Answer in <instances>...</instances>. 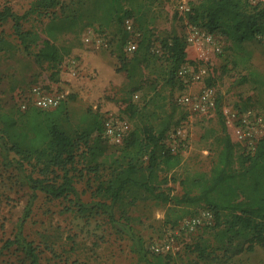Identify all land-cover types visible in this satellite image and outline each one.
I'll return each mask as SVG.
<instances>
[{
	"label": "rangeland",
	"instance_id": "374dc122",
	"mask_svg": "<svg viewBox=\"0 0 264 264\" xmlns=\"http://www.w3.org/2000/svg\"><path fill=\"white\" fill-rule=\"evenodd\" d=\"M34 1L0 0V10L9 6L14 13L24 16L21 20L24 31L30 30L45 38L41 30L52 13L59 12V7L30 12ZM78 1L82 3L80 6H77ZM198 1L123 0L122 4L133 13L136 26L145 36L153 35L160 41L174 33L186 38L190 24L181 7L184 3L190 6ZM60 2L78 8L82 18L70 26L68 32L56 31L57 43L72 49L59 66L52 67L37 60L40 45L31 44L25 49L14 33L11 20L0 24V37L15 46L0 51V107L18 108L20 103L30 102L36 93L58 92L64 95L72 133L82 124L81 120L88 111H98L103 119L110 117L126 122L130 129L150 121L155 123V117H161L166 111L173 116V123L179 121L173 129L182 131L177 141L180 163L170 171L160 172V179L166 181L162 188L175 196L182 195V183L187 176L210 171L217 152L215 137L222 134L223 124L232 140L237 142L234 129L239 126L243 115L251 112L260 121L254 124L256 139L264 137V35L234 44L216 33L222 53L213 55L214 78L181 89L167 85L166 63L161 56V60L151 59L149 66L142 67L141 71L136 69L132 73L134 66L130 64L127 69L122 68V26L117 24L115 17L108 15L104 0ZM87 34L92 37L90 44L84 41ZM186 50L188 63L194 61L195 49L186 47ZM135 85L140 90L130 97ZM205 87L213 90L215 108L218 107L221 113L214 109L202 115L176 103L177 96L197 95ZM130 100L138 110L132 118L125 111ZM184 114L186 117L182 118ZM95 138L96 133L90 137V142ZM97 142V147L93 145L95 148L92 149L80 147L72 172L78 196L89 206L101 199L95 195L97 185L108 176L105 165L121 147L110 143L103 134ZM237 143L239 153L249 150L245 143ZM92 151L95 155H91ZM14 157L11 153L10 158ZM95 167L98 171L94 170ZM26 170L28 173L30 169ZM31 194L23 174L13 166H4L0 150V264H30L20 244L7 246L6 243L18 233V224ZM89 206L80 211L73 195L51 199L37 192L23 234L36 247L41 264L153 263L156 258L149 253V246L169 236L174 238V251L161 264H264V247L258 245H254L251 251L245 250L229 258L216 250L213 221L204 215L207 210L200 207H178L173 203L164 205L151 200H138L133 205L124 206L129 220L121 218L120 222L128 221L136 236L141 238L147 254L143 258L131 238L112 226L106 212ZM170 207L172 209L168 211ZM113 211L116 219L122 214L117 207ZM187 211L189 213L185 214ZM167 214L172 220L178 215L185 216L180 224L171 227L165 222ZM194 217H200L202 224L189 233L181 230L183 223ZM203 248L204 257L200 256Z\"/></svg>",
	"mask_w": 264,
	"mask_h": 264
},
{
	"label": "trees",
	"instance_id": "16d2710c",
	"mask_svg": "<svg viewBox=\"0 0 264 264\" xmlns=\"http://www.w3.org/2000/svg\"><path fill=\"white\" fill-rule=\"evenodd\" d=\"M104 2L108 15L115 17L117 24L122 26V68L127 69L130 64L134 66L132 73L136 69L141 71L142 67L149 66L151 59L161 60V56L166 63L164 75L167 85L183 89L185 84L178 77V71L189 61L185 37L174 33L157 41L153 35L145 36L137 26L141 32L138 48L133 54L127 55L123 48L128 33L123 28V21L127 17L133 19V13L123 7V0ZM81 4V1L77 2V6ZM58 7L59 12H53L41 30L45 38L33 31H24L21 27L24 16L14 13L7 5L0 10V24L11 20L14 33L24 48L31 44L40 45L36 53L37 60L56 67L72 51L71 47L57 43L56 31L68 32L70 26L81 21L82 14L78 8L62 4L60 0H35L30 9V12H41ZM185 15L190 25L212 34L219 33L234 44H242L258 35H264V5H253L249 0H199L190 4V11ZM14 47L13 43L0 37V51ZM132 73L129 76L133 77ZM134 87L130 97L140 90L138 85ZM216 110L221 113L218 107ZM125 111L131 118L138 114L136 104L131 100ZM162 114L161 117H155V123L150 121L136 125L128 131L118 153L113 154L105 165L108 176L97 185L95 195L101 199L89 206L79 198L72 172L80 147H97V141L103 134L105 119L102 115L98 111H88L81 120L82 124L72 133L66 102L52 110L31 107L22 111L19 106L7 109L0 107V150L3 164L6 167L13 166L23 174L32 191L19 221L18 233L14 239L7 241V246L20 244L30 264H41L36 247L23 234V226L30 216L37 192H42L51 199L73 195L80 211H85L88 206L102 209L109 215L112 226L117 227V232L131 238L133 246L143 258L147 254L141 238L136 236L126 221L129 218L124 209V206L133 205L138 200L207 210L212 215L215 249L223 252L227 258L245 250L251 251L254 245L264 247V137L256 142L252 151L239 153V144L232 140L223 124L222 134L215 137L217 152L210 171L187 176L182 183V195L175 196L162 188L166 181L160 179V172L170 171L180 163V154L171 153L163 143L167 133L176 128L179 121L173 123V116L166 111ZM185 117L184 114L182 118ZM94 133L97 138L91 143L90 137ZM93 151L91 155H95ZM11 153L16 157L10 158ZM27 168L30 169L28 173ZM94 170L98 171L97 167ZM116 207L122 212L117 219L113 211ZM171 209L168 208V211ZM185 214L173 220L167 214L165 222L176 227ZM121 218L126 220L121 223ZM200 252V256L204 257V248ZM149 253L156 261H146L147 264H161L171 254Z\"/></svg>",
	"mask_w": 264,
	"mask_h": 264
},
{
	"label": "built area",
	"instance_id": "2783aa9c",
	"mask_svg": "<svg viewBox=\"0 0 264 264\" xmlns=\"http://www.w3.org/2000/svg\"><path fill=\"white\" fill-rule=\"evenodd\" d=\"M253 5H264V0H249ZM190 11V6L187 3L181 7V12L187 13ZM123 28L128 33V38L124 45V52L127 55L133 54L137 48L141 38V32L138 30L132 18H125ZM91 34H87L84 41L88 44L92 42ZM187 48L192 47L196 51L194 61L186 63L178 71V77L186 85L206 81L214 78V59L213 55L222 53V47L217 41L215 34L209 33L203 29L190 25V30L186 36ZM188 52V50H187ZM37 95L30 102H22L19 107L22 111L29 108H38L41 110H52L57 108L64 100V95L58 92L36 93ZM176 103L180 106L188 107L202 115L208 114L215 109V99L213 90L205 87L197 95L181 94L176 97ZM239 126L235 130L237 142L245 143L248 149L252 151L256 142L263 138L262 136L256 139L254 124L260 123L257 117L252 116L251 112L246 113L239 121ZM130 130L126 122L110 117L105 118L103 122V136L110 143L120 145ZM182 136L180 129L170 130L165 139V149L175 154L178 152L177 141ZM249 140V141H248ZM208 220L212 222L210 212L204 214ZM202 224L200 217H194L183 223L181 230L191 232L194 228ZM186 233V234H188ZM149 250L154 254H166L174 251V238L169 236L160 243H152Z\"/></svg>",
	"mask_w": 264,
	"mask_h": 264
}]
</instances>
